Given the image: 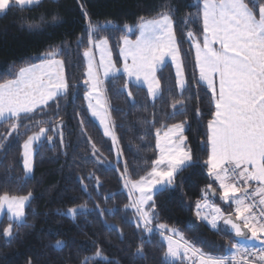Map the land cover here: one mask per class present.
Returning a JSON list of instances; mask_svg holds the SVG:
<instances>
[{"label": "trees", "instance_id": "obj_1", "mask_svg": "<svg viewBox=\"0 0 264 264\" xmlns=\"http://www.w3.org/2000/svg\"><path fill=\"white\" fill-rule=\"evenodd\" d=\"M200 1L42 0L0 13V82L15 78L21 67L41 63L47 52L62 48L57 59L63 61L69 85L64 96L20 116L21 126L11 135L7 134L17 121L0 124V196L31 193L25 226L17 227L7 218L0 223V264H188L166 258L167 246L160 232L137 227L135 209L125 208L131 200L122 178L125 166L132 180L150 172L159 156L157 130L161 135L179 123L186 126V147L191 149L193 162L176 175L172 188L155 193L154 222L180 229L205 255L226 257L225 264H235L231 257L235 240L196 217L203 192L208 185L216 186L206 164L210 156L207 125L215 107L210 91L200 82L195 51L187 35L192 32L195 41H203L204 0ZM169 8L186 88L182 94L178 92L170 64L158 73L162 92L155 101L126 76L105 80L103 91L117 140L114 147L86 106L83 53L92 46L89 25L91 39H106L120 67L123 38L137 39L141 18L157 19ZM128 27L135 31L129 33ZM40 127L47 132L35 147L34 175L25 178L22 147ZM72 208L78 210L74 217L66 214ZM224 212L233 213L227 206ZM10 223L13 234L7 239L3 229ZM57 242L63 247H56Z\"/></svg>", "mask_w": 264, "mask_h": 264}, {"label": "snow or ice", "instance_id": "obj_2", "mask_svg": "<svg viewBox=\"0 0 264 264\" xmlns=\"http://www.w3.org/2000/svg\"><path fill=\"white\" fill-rule=\"evenodd\" d=\"M33 3L34 0H0V13H6L14 6L24 7ZM202 15L203 43L201 45L199 41H194L196 64L199 67L200 80L206 82L213 92L215 107L213 118L207 125V144L210 146L211 154L206 164L209 166V175L214 177L222 189L221 198L236 204V217L243 221L241 226L233 222L231 217H227L225 224L231 225L237 237L246 238L243 229H248L252 238L261 240L264 237V207L260 208L258 219L253 211L257 206L255 200L251 203L246 201L259 197V205L264 206V0H204ZM141 21L140 35L136 41L123 38L124 47L121 48V55L125 59L123 72L129 78L135 77L137 81L143 78L148 85L149 95L155 99L161 93L156 72L164 64L165 57H171L176 67L177 84L183 90L186 82L173 30L172 9L161 13L157 19L144 21L141 18ZM128 30L131 31L130 28ZM88 35L90 45L94 48H104L106 51V39L98 43L91 39V24ZM187 35L192 39L194 34L188 32ZM215 44L219 45L218 49L213 47ZM61 54L62 48L53 49L44 55L41 63L21 67L15 78L0 82V121L12 118L17 121L12 123L11 132L7 135H11L21 126L18 121L22 113L25 115L34 113L41 106H47L49 101L67 94L69 85L63 75V61L57 59ZM83 56L88 60L86 79L83 83L88 86L89 91L85 98L89 100L92 115L97 116L99 113L91 103V98L93 92H98L100 81L96 75L91 50H85ZM100 64L104 66L105 76L114 70L119 71L114 69L110 54L105 63V55L102 53ZM216 77L219 81L218 92ZM128 95L131 96L132 93L128 92ZM96 103L100 108L103 107L99 99ZM176 103L172 105L174 109ZM101 123H104L103 119ZM46 132L47 129L40 127L39 132L29 136L23 145L24 168L27 172L32 170V144L44 137ZM183 132V123L172 125L163 137H160L157 130L156 146L160 155L153 161L152 170L145 176L132 180L127 175L125 166L122 176L124 186L129 189L130 197L136 192L139 193V197L132 200L130 205H125V208L135 209L139 218L137 227L142 224L148 232L152 231L148 226L153 215L151 211L145 210L144 206L152 201L153 190L159 191L172 186L177 173L193 162L192 152L185 145L186 137ZM105 135H111L115 142L116 138L107 126ZM47 139L51 141L52 138ZM249 181H256L259 185L251 193ZM240 182H243V187L240 186ZM208 188L211 189V185H208ZM238 193L242 195H237ZM30 196L31 193L26 196H10L7 193L0 196V211L7 205V210L17 227L26 225L24 207ZM154 207L153 202L149 208ZM80 208L86 211L85 206L81 205ZM199 208L198 203L197 216H200ZM77 211L76 208H72L66 214L74 217ZM108 211L111 213L112 210ZM214 211L219 213L220 209L214 208ZM201 218L208 219L207 216ZM210 223L216 227L215 215ZM158 227L167 229L164 224ZM12 229L13 225L10 223L3 229V235L11 238ZM165 239L168 240L166 255L169 256H177L180 248H183L185 256L189 252L193 256H198L199 264H225L227 259L205 255L187 241L183 243L173 241L170 236ZM56 247H63V243L57 242ZM232 248L238 253L242 252L244 256L254 255L239 242L232 244ZM141 252L142 250L138 249V254ZM96 255H100L99 251ZM260 260H264V248L260 250ZM242 264H248L247 260L242 261Z\"/></svg>", "mask_w": 264, "mask_h": 264}, {"label": "crops", "instance_id": "obj_3", "mask_svg": "<svg viewBox=\"0 0 264 264\" xmlns=\"http://www.w3.org/2000/svg\"><path fill=\"white\" fill-rule=\"evenodd\" d=\"M40 1H42V0H34V3L33 4H31V5H27V6H32V5H35V4H37V3H39ZM204 2V1H203ZM203 2H202V13H203ZM173 30H174V26H173ZM138 37H139V35H140V29H138ZM137 37V38H138ZM128 40H130V41H136V39L135 40H133V39H131V38H127ZM175 39H176V36H175ZM100 41H102V40H100ZM100 41H97V43L98 42H100ZM176 42H177V40H176ZM202 43H203V41L201 42V45H202ZM124 47V41H122V43H121V47H120V59H121V66L120 67H117L116 66V64H115V61H114V59H113V55H112V52H111V49H110V45H109V43L107 42V45H106V51H105V49L104 48H94L93 46H91V48H90V50H91V52H92V55H93V64H94V67H95V69H96V75H97V77H98V80L100 81V83H99V90H98V92H93V94H92V98H91V103L93 104V106H94V108H96L97 109V111H98V115L97 116H93L92 115V109H90L89 108V100L88 99H86L85 98V100H86V106H87V108H88V112H89V114H90V116H91V118L95 121V123L99 126V128L101 129V131H102V133L104 134V136L107 138V139H109L112 143H113V145H114V147H117L116 145H117V140H115V142L113 141V138H112V136L111 135H105V127L107 126L108 127V129H109V131L110 132H112L113 134H114V136H115V133H114V129H113V126H112V122H111V118H110V114H109V109H108V103H107V100H106V97H105V95H104V91H103V82L105 81V80H107V79H110V78H113V77H117V76H126L130 81H131V83L132 84H134L135 86H137V87H140V88H143V89H145L147 92H148V85H147V83H145L144 81H143V78H141V80H139V81H137L136 79H135V77H132V78H129L128 77V75L126 74V73H124L123 72V66H124V63H125V59H124V56L123 55H121V48H123ZM177 47H178V44H177ZM213 47H216L217 49L219 48V45L218 44H215V45H213ZM179 48V47H178ZM102 53L105 55V63H107V60H108V55L110 54V59H111V63H112V65H114V69H118L119 71H112V72H109V74L107 75V76H105V74H104V66H102L101 64H100V60H101V55H102ZM179 53H180V51H179ZM85 58V57H84ZM180 61L182 62V59H181V55H180ZM85 62H86V72H87V65H88V60H87V58H85ZM128 63L130 64L131 63V58L129 57V59H128ZM168 64H170L172 67H173V70H174V74H175V78H176V83H177V77H176V67H175V64L172 62V60H171V57H165V61H164V64L157 70V72H156V76H157V78H158V73H159V71H161L166 65H168ZM182 65H183V63H182ZM198 67V66H197ZM198 69H199V67H198ZM199 71V70H198ZM183 73H184V80H185V82H186V77H185V72H184V67H183ZM63 75H64V78H65V80H66V77H65V71H64V65H63ZM199 79H200V73H199ZM200 82L210 91V93H211V95H212V98H213V92H212V90L211 89H209L208 88V85H207V83L206 82H204V81H201L200 80ZM216 86H217V92H218V86H219V81H218V77H216ZM185 88H186V83H185V87H184V89L182 90L179 86H178V84H177V89H178V92L180 93V94H182L183 93V91L185 90ZM160 89H161V85H160ZM88 91H89V88H88ZM161 92H162V90H161ZM65 94H62V95H60V96H58V97H62V96H64ZM148 95H149V93H148ZM160 95H161V93H160ZM160 95H158L155 99L152 97V96H150L149 95V98H150V100L151 101H155V100H157L159 97H160ZM57 97V98H58ZM97 99H99V101H100V104H102L103 105V107L102 108H100L98 105H97V103H96V101H97ZM52 101H54V100H51V101H49L48 102V104H50ZM213 103H214V101H213ZM43 107H45V106H41V108H43ZM41 108H38V109H36V111L37 110H39V109H41ZM23 115H25V114H21V116H23ZM12 119H14V118H12ZM101 119H103L104 120V123L102 124L101 123ZM8 120H10V119H7V120H3V121H0V124L1 123H3V122H5V121H8ZM186 131V126H184V132ZM166 132V131H165ZM164 132V133H165ZM164 133L163 134H161L160 135V137H163V135H164ZM115 138H116V136H115ZM158 152H159V149H158ZM210 154H211V151H210ZM159 155H160V152H159ZM159 157V156H158ZM186 166H188V165H186ZM186 166H184L182 169H184ZM208 175H209V166H208ZM210 177H211V179L215 182V184H216V186L215 187H211V189H207L206 191H207V196H208V198H210L212 201H214V203H216L215 201H218L219 202V204L218 203H216V204H218L219 206H221V207H224V206H227V207H230L231 209H232V211H233V213H231L232 215H234L235 216V218L237 219V217H236V204L235 203H233L231 200H229V201H225V200H223L222 198H221V195H222V189H220V187H219V183L217 182V181H215V179H214V177L213 176H211V175H209ZM249 183V187L254 191L255 190V188L256 187H258L259 185H258V182H256V181H249L248 182ZM237 195H242L241 193H238ZM259 198V197H258ZM227 214L224 212V214H223V216H222V218H224V216H226ZM229 215V214H228ZM247 215V214H246ZM238 220V219H237ZM239 222H241L242 224H243V221H241V220H238ZM142 225V224H141ZM143 226V225H142ZM150 227H152V228H154L155 230H157L156 228V226L155 225H152V224H150L149 225ZM156 227V228H155ZM248 230V229H247ZM220 231V230H219ZM164 233H165V231H163ZM167 234V233H166ZM250 235V232L248 231V236ZM247 236V237H248ZM246 237V238H247ZM233 239V238H232ZM235 241H234V243H236L237 241L236 240H238V239H234ZM264 244V237H262L261 238V240H256V239H254V244L251 246V247H254V246H260V245H263ZM251 247H247V248H251ZM240 253L241 252H237V250L236 249H234L233 248V252H232V255H231V257H235V258H237L239 255H240ZM230 264V263H229Z\"/></svg>", "mask_w": 264, "mask_h": 264}, {"label": "rangeland", "instance_id": "obj_4", "mask_svg": "<svg viewBox=\"0 0 264 264\" xmlns=\"http://www.w3.org/2000/svg\"><path fill=\"white\" fill-rule=\"evenodd\" d=\"M196 2H201L200 0H196ZM131 29V31H129L128 30V32L129 33H131V32H134L135 31V28L134 27H128V29ZM191 42H192V44H193V48H194V51H195V55H196V48L194 47V38H192V39H189ZM199 70V69H198ZM200 73V72H199ZM209 88V87H208ZM210 89V88H209ZM185 133H186V131L185 132H183V135L186 137V135H185ZM35 134V133H34ZM163 134V133H162ZM33 135V134H32ZM32 135H30V136H32ZM162 136V135H161ZM164 136V135H163ZM45 137V136H44ZM44 137H41L40 138V140H38V141H35V142H33V144H32V149H31V164H32V170H31V172H27L26 170H25V168H24V147H22V162H23V168H24V177L25 178H32L33 177V175H34V154H35V147L44 139ZM28 139V138H27ZM25 143V142H24ZM185 145H186V141H185ZM210 151H211V149H210ZM182 170V169H181ZM180 170V171H181ZM179 171V172H180ZM178 172V173H179ZM177 173V174H178ZM158 188L160 187V186H157ZM168 187H173V185L172 186H168ZM124 189H125V191L127 192V194H128V196H129V198H130V200H131V202H132V200H134V199H137L138 197H139V193L138 192H136V193H134L131 197H130V195H129V189L128 188H126L125 186H124ZM160 191V190H159ZM158 192V190H153V197H154V195H155V193H157ZM206 193H207V191L205 190L204 192H203V195H202V200H200L198 203L200 204V208H199V211H200V216H197V211H198V209H197V206H196V217L200 220V221H202V222H204L206 225H208L211 229H213V230H216V231H219L220 230V228H221V224H222V222H223V219L225 218V216H224V218H222V216H223V214H224V207H221V206H219L218 204H216V203H214V201H212L210 198H208V196L206 195ZM153 197H152V201H149L148 202V204H146L145 206H144V208H145V210H149V211H151L152 212V215H153V219H152V222H151V224L152 225H155L156 227V229H157V231L158 232H163V231H165L166 233H167V235L166 234H164V232H163V235H161L162 236V239H163V241H164V243L166 244V246H167V251H168V240L167 239H165V237H172V240L173 241H179L180 243H183L184 241H187L186 239H185V237L183 236V234H182V232H181V230L180 229H177V228H174V232L173 231H168V229H170V228H167V229H160L159 227H158V225H160V224H157V223H155L154 222V220H155V213H154V209H150L149 208V206L150 205H152V202H153ZM30 200H31V196H30V198H29V200L26 202V204H25V207H24V213H25V216H26V208H27V206H28V204H29V202H30ZM214 208H219L220 209V212L219 213H215V211H214ZM216 216V227H213L212 226V224L210 223V220L212 219V217L213 216ZM204 216H207L208 217V219H202L201 217H204ZM4 218H7L8 220H10L11 222H14V223H16L13 219H12V216H11V213L10 212H8V210H7V205H4V208H3V210L2 211H0V223L3 221V219ZM181 237L183 238V239H181ZM7 239L9 238V237H6ZM237 242H239L240 244H243L245 247H251L253 244H254V238H252L251 237V233H250V235L247 237V238H243V239H238V240H236ZM188 242V241H187ZM236 242V243H237ZM190 243V242H189ZM191 244V243H190ZM192 245V244H191ZM175 246V245H174ZM166 258L168 259V260H170V261H180V260H182V261H185L186 263H188V264H199V259H198V256H193L192 255V253L191 252H189L188 253V255L187 256H185V253H184V249L183 248H180V250H179V252H178V255L177 256H175V257H173V256H169V255H166Z\"/></svg>", "mask_w": 264, "mask_h": 264}, {"label": "built area", "instance_id": "obj_5", "mask_svg": "<svg viewBox=\"0 0 264 264\" xmlns=\"http://www.w3.org/2000/svg\"><path fill=\"white\" fill-rule=\"evenodd\" d=\"M240 186L241 187L244 186L242 182H240ZM251 192H252V190L249 189V193H251ZM253 200H255L256 205H257L253 211L256 214L257 218L259 219L260 208L264 207V206L259 205V198L258 197L251 198L247 202L251 203V202H253ZM262 248H264V244L262 246H255V247L249 248V252L253 253L254 255L244 256V254L241 253L239 257L233 259L232 261H234L235 264H242V261H244V260H247L248 264H264V260H260V250Z\"/></svg>", "mask_w": 264, "mask_h": 264}, {"label": "water", "instance_id": "obj_6", "mask_svg": "<svg viewBox=\"0 0 264 264\" xmlns=\"http://www.w3.org/2000/svg\"><path fill=\"white\" fill-rule=\"evenodd\" d=\"M227 217H231L233 222L235 223H238V224H241V226L243 225L241 222H239L234 215L232 214H229V215H226L225 218ZM225 218L223 219V222L221 224V228H220V231L222 234L230 237V238H233V239H243L245 237H237L235 235V231L231 228V225L230 224H225ZM244 233L246 234V237L248 236V230L247 229H243Z\"/></svg>", "mask_w": 264, "mask_h": 264}]
</instances>
